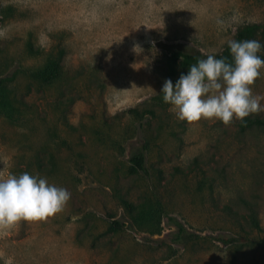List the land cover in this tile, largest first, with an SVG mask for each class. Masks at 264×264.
Instances as JSON below:
<instances>
[{
    "label": "rangeland",
    "instance_id": "obj_1",
    "mask_svg": "<svg viewBox=\"0 0 264 264\" xmlns=\"http://www.w3.org/2000/svg\"><path fill=\"white\" fill-rule=\"evenodd\" d=\"M253 24L264 45V0H0V177L71 194L0 226V264H264V127L182 121L161 94L188 71L172 51L218 54ZM51 61L64 75L43 84ZM144 148L148 173L130 174Z\"/></svg>",
    "mask_w": 264,
    "mask_h": 264
},
{
    "label": "clouds",
    "instance_id": "obj_2",
    "mask_svg": "<svg viewBox=\"0 0 264 264\" xmlns=\"http://www.w3.org/2000/svg\"><path fill=\"white\" fill-rule=\"evenodd\" d=\"M227 46L231 62L208 55L190 65L187 73H181L175 85L171 79L164 81L163 102L171 106L179 120L217 119L228 124L233 118L243 121L264 111V97L253 95L251 87L264 68V58L258 55L264 45L256 39H230ZM70 198L66 188L44 177L9 173L0 177V226L45 220L60 212Z\"/></svg>",
    "mask_w": 264,
    "mask_h": 264
},
{
    "label": "trees",
    "instance_id": "obj_3",
    "mask_svg": "<svg viewBox=\"0 0 264 264\" xmlns=\"http://www.w3.org/2000/svg\"><path fill=\"white\" fill-rule=\"evenodd\" d=\"M261 30V26L258 24L253 25H247L240 30L237 31L236 34V40H246V39H257V36ZM217 58L225 57L228 59L229 62H231L232 57L230 55L228 47H226L221 53L214 54ZM259 55V54H258ZM170 59L175 63H181V65L187 69H189V66L192 64L197 63L199 59H204L208 55L197 51L194 53H185L182 51H172L170 55ZM262 58H264V55H260ZM64 75L63 67L60 65L57 61H51L48 65H46L43 69L38 71L37 76L41 83L52 85L59 81L62 76ZM10 93V89L8 88L5 79L0 80V108L3 107V104L8 99V95ZM136 109H125L122 111L121 114L115 115V117H119L122 114H133L136 113ZM254 126L258 127H264V119L250 115L247 118H245L243 121H239V128L242 132L247 130L248 128H252ZM130 167H129V173L130 174H137L138 172H144L148 173L147 167H146V154H145V148L142 150H137L129 158ZM124 206L131 207L132 205L127 203L126 201H123ZM173 224L178 228L177 235H182L184 232V227L181 223H178L175 219H172ZM124 226L123 223L119 221H112L111 225L108 228L109 232H116L120 229H122Z\"/></svg>",
    "mask_w": 264,
    "mask_h": 264
}]
</instances>
